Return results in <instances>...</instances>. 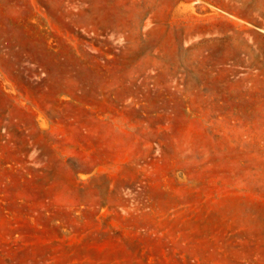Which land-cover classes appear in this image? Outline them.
Segmentation results:
<instances>
[{
	"label": "rangeland",
	"instance_id": "1",
	"mask_svg": "<svg viewBox=\"0 0 264 264\" xmlns=\"http://www.w3.org/2000/svg\"><path fill=\"white\" fill-rule=\"evenodd\" d=\"M0 264H264V0H0Z\"/></svg>",
	"mask_w": 264,
	"mask_h": 264
}]
</instances>
